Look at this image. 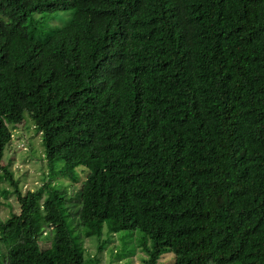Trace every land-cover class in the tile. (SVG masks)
<instances>
[{
  "label": "trees",
  "instance_id": "trees-1",
  "mask_svg": "<svg viewBox=\"0 0 264 264\" xmlns=\"http://www.w3.org/2000/svg\"><path fill=\"white\" fill-rule=\"evenodd\" d=\"M0 183V264H100L77 239L104 227L140 264H264V0H0Z\"/></svg>",
  "mask_w": 264,
  "mask_h": 264
},
{
  "label": "rangeland",
  "instance_id": "rangeland-1",
  "mask_svg": "<svg viewBox=\"0 0 264 264\" xmlns=\"http://www.w3.org/2000/svg\"><path fill=\"white\" fill-rule=\"evenodd\" d=\"M70 14V12L63 11L59 13L54 18L47 15L45 18L46 26H56L62 23V19ZM39 13H34L30 16V19H35L39 17ZM59 16V17H58ZM64 16V17H63ZM13 137L11 139V146L5 152L6 157H12L11 169L15 172L17 178L21 176L22 180L19 186L23 190L31 189L33 190L35 186L41 185L42 180V170L40 168L43 161L34 159L33 155L28 153L29 144L35 149V155L42 158L41 137L39 133L35 132L31 120L26 119L23 123L17 125L12 129ZM42 146V147H41ZM40 168V169H39ZM61 179V178H60ZM64 182H68L69 189H76L79 183L69 182L68 179H63ZM0 183V198L8 200L15 211L19 212V205L12 195L11 188L5 184ZM8 216V210L5 207L0 209V218H6ZM46 234L49 233L48 229H45ZM75 230L74 233H78ZM84 246V256L89 258L96 257L100 264H127L130 259H132L131 264H140V258L144 257L143 251L141 250L140 244L143 242V234L139 230L133 231H119L116 233H109L104 227L102 235L83 237L77 239ZM49 245L48 242H41L42 248H46ZM102 245L103 248H99ZM3 245H0V252L2 251ZM122 255V257H119ZM98 257V258H97ZM120 258V259H119ZM174 254L172 252H167L162 254L158 259L157 264H173ZM95 259H92L87 264H93Z\"/></svg>",
  "mask_w": 264,
  "mask_h": 264
}]
</instances>
